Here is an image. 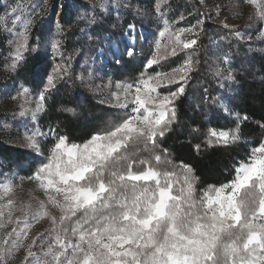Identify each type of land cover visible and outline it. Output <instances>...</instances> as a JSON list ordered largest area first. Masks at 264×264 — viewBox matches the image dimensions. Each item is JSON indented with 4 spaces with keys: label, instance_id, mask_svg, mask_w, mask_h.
<instances>
[{
    "label": "snow or ice",
    "instance_id": "6c2138e0",
    "mask_svg": "<svg viewBox=\"0 0 264 264\" xmlns=\"http://www.w3.org/2000/svg\"><path fill=\"white\" fill-rule=\"evenodd\" d=\"M168 31L165 27L160 36ZM186 31L192 29H178L173 34V55L181 45L187 49L196 43L195 39H181ZM19 53L18 48L17 60L22 59ZM156 62L153 58L149 64ZM190 71L189 59L174 69L172 75L142 78L135 85L131 100L128 90L132 86H127L125 103L120 106L127 109L132 105L131 112L112 129L92 136L83 144H70L66 135H59L50 127L56 143L49 150L48 162L29 179L37 183L47 194L48 202L59 210L58 218L55 215L50 218L53 231L57 223L63 225L78 213L82 217L71 228L76 241L67 242L61 233L66 234L69 229L62 227L44 256L51 255L55 264H264V142L238 164L229 182L209 185L199 199L195 197L194 168L190 164L180 165L184 178L177 191L172 179L174 171H161L148 160L137 161L124 155L130 142L139 140L146 147L156 148L172 130L177 120L176 103L185 94L184 83L180 82H187ZM161 75L167 84H177L175 91L163 96L157 93L164 82ZM227 79H233L231 74ZM53 86V77L49 76L45 91ZM27 91L24 89V93ZM40 107L37 105V110ZM222 107L233 114L226 105ZM19 115L26 112L21 110ZM234 115L236 128L208 130L209 146L241 139L240 123L249 117ZM32 118L35 119V113ZM260 127L264 128V123ZM37 135L27 137V146L42 154ZM195 148L199 151L200 145ZM160 152L153 156L155 161L168 154L167 149ZM137 162L143 166L142 170H134ZM12 190L11 186H5L0 191V200L9 197L0 203V230L21 220L13 215ZM40 209L33 216L36 221L49 215L43 202ZM30 225L31 221L25 217L23 231L12 228L0 235V264H9L13 252L21 248L26 250V264H47L32 251L42 237L25 244ZM54 247L60 250L53 251ZM68 248L72 250L71 257L62 261L60 257L66 255Z\"/></svg>",
    "mask_w": 264,
    "mask_h": 264
},
{
    "label": "rangeland",
    "instance_id": "374dc122",
    "mask_svg": "<svg viewBox=\"0 0 264 264\" xmlns=\"http://www.w3.org/2000/svg\"><path fill=\"white\" fill-rule=\"evenodd\" d=\"M52 2L53 0H0V31L7 37L6 57L9 62L0 74V140L15 148L40 155L27 146V137L38 133L37 139L41 151L46 146L48 156L56 139L49 132L50 128L43 127L40 123L45 113L41 94H33L22 85H16L6 74L9 68L11 72L17 69L21 62V59H16L17 49H20L19 54L23 57L28 49L30 30L39 20L46 19L52 32L51 29L50 31L46 29L47 35L33 47L34 53H38L46 61L63 56L67 59L72 58L69 53L64 54L61 51L63 35L57 23L61 13V2L55 10H53ZM81 2L83 3L73 0L66 2L67 15L72 24L67 30H72V37L78 48L75 59L79 64V80L95 96L100 106L110 111L124 113V119L131 112L132 107L129 105L125 109L120 106L125 103L127 86H132L128 90V100H131L135 93V85L142 78L155 77L157 74L172 75L174 69L179 68L189 59L192 71V51L197 46L198 36L206 21L216 24L222 31L230 32L243 44H251L249 48L252 50L264 54V18H262L264 0H255V3L250 0H199L202 13L198 14L199 9L189 6L188 16L185 13L177 14L173 21L170 20L169 14L172 13L171 9L175 10V4L179 0H81ZM123 17L132 21L131 29L130 25L123 28L120 21ZM98 25L100 27L98 31L92 30ZM165 27L169 31L165 32L164 36H160V32L164 31ZM178 29H192V31L184 32L181 39L184 41L195 39L196 43L187 49L181 45L176 55H173L171 40ZM220 38L223 40L224 36L221 35ZM218 43L219 39L216 38L211 45L216 46ZM129 51L132 52L131 55ZM153 58L157 62L150 65L149 62ZM214 62V72L219 78L224 77L222 79L224 84L228 76L223 69L226 61L222 60V63H219L216 59ZM14 63L15 67H13ZM175 63L177 65L174 66ZM172 64L173 67H171ZM162 65H169V70L161 71ZM155 66L160 70L156 73L149 71ZM136 67L142 71L134 74L131 71ZM52 77L55 86V75L53 74ZM41 78L40 75L36 81L39 82ZM161 79L164 82L156 90L159 95H167L170 90L175 91L177 84H167L163 75ZM47 83L48 79L44 84L47 85ZM180 83H184L185 87V82ZM53 87L48 88L47 91ZM24 89L28 90L27 93H24ZM47 91L44 88L43 92ZM37 105L41 106L40 110H37ZM225 105L227 106L228 103L226 102ZM21 110H24L26 115H19ZM33 113H35V119L32 118ZM47 158L38 167L47 163ZM32 175L22 176L14 172L0 183V191L5 186L12 187L10 198L14 201L13 215L21 218L19 223L13 222L6 229L0 230V235L11 231L12 228H16L17 232L23 231L26 217L31 221V225L25 244L31 242L33 238L42 237L37 240L32 251L47 264H55L51 255L44 256L43 253L47 251V246L55 234L60 232L62 227L65 228L66 220L63 225L57 223L53 231L50 218L53 215L58 218L59 210L48 202L47 194L38 187L37 183L29 179ZM8 198L0 200V203H5ZM41 202L44 203L49 215L36 221L33 216L41 210ZM61 234L67 242L74 243L77 239L71 229L66 234ZM59 250L58 247L53 249V251ZM71 252V248H68L66 255L61 256L60 259L63 261L66 257H71ZM25 256L26 250L23 248L14 251L9 258V264H26Z\"/></svg>",
    "mask_w": 264,
    "mask_h": 264
},
{
    "label": "trees",
    "instance_id": "16d2710c",
    "mask_svg": "<svg viewBox=\"0 0 264 264\" xmlns=\"http://www.w3.org/2000/svg\"><path fill=\"white\" fill-rule=\"evenodd\" d=\"M73 1L83 3L81 0ZM198 1L179 0L175 4V10L170 8V20H175L177 14L185 13L188 16L189 6L199 9L198 14L202 13ZM60 2L61 13L57 23L63 35L61 51L64 54L69 53L72 58L63 56L46 61L38 53H34L33 47L43 40L47 30L51 29L52 32L46 19L39 20L30 30L28 49L17 69L11 72L9 68L6 75L10 76L16 85H22L33 94H44L45 113L40 120L43 127L54 128L57 134L66 135L70 144H83L92 136L112 129L124 119L125 114L100 106L95 96L79 80V64L75 59L78 48L72 37V30H67L72 25L67 15V0H53L52 7L55 10ZM120 21L123 28L132 24V21L125 17ZM99 29V25L92 28L96 31ZM221 35L224 36L223 40ZM216 38L219 43L216 46L211 45ZM6 44L7 37L0 31V74L9 63ZM250 46L251 44H243L237 40L230 32L222 31L216 24L206 21L198 36L197 46L192 51L193 69L188 75L185 94L176 103L177 120L172 130L158 142L156 148L151 145L146 147L144 142L139 140L130 142L124 155L137 161L148 160L153 167L161 171H174L176 175L172 179L177 191L184 178L180 165L190 164L194 168L193 187L196 199L203 195L209 185L219 186L229 182L238 164L247 160L251 148L264 142V128L260 127V124L264 123V54L252 50ZM216 59L219 63L226 61L223 69L225 74H231L233 79H227L223 84L224 77L219 78L214 72ZM160 68L161 71H167L170 66L162 65ZM159 70L155 66L149 71L156 73ZM141 71L136 67L131 72L135 74ZM53 74L56 85L53 89L43 92L45 80ZM40 75L42 78L38 82L36 79ZM226 102L232 115L222 107ZM234 113L249 117L240 123L241 139L229 144L209 146V129L229 131L236 128ZM197 144L200 145L199 151L195 148ZM161 149H167L168 154L161 155V160L155 161L153 156L161 154ZM47 157L46 146L43 147L42 154L37 155L0 140V183L14 172L22 176L32 175ZM120 166L117 164V167ZM133 168L139 171L143 166L137 162ZM81 217L82 213H78L76 217L66 220L65 228L70 230L75 227L77 219Z\"/></svg>",
    "mask_w": 264,
    "mask_h": 264
}]
</instances>
